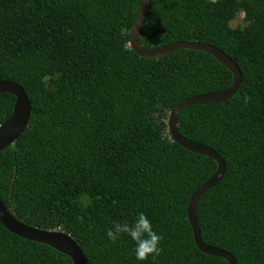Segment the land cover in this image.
Listing matches in <instances>:
<instances>
[{
    "label": "trees",
    "instance_id": "16d2710c",
    "mask_svg": "<svg viewBox=\"0 0 264 264\" xmlns=\"http://www.w3.org/2000/svg\"><path fill=\"white\" fill-rule=\"evenodd\" d=\"M141 0H0V79L22 86L28 123L0 150V198L19 221L62 230L86 264H227L194 243L186 207L217 168L170 136L171 109L224 89L232 73L211 54L179 48L138 56L129 30ZM243 13L244 25L230 21ZM220 48L241 82L229 98L190 104L177 131L220 154L225 170L195 204L201 240L236 264H264V0H150L139 42ZM15 96L0 92V124ZM144 212L163 239L137 261L114 221ZM0 264H73L0 222Z\"/></svg>",
    "mask_w": 264,
    "mask_h": 264
},
{
    "label": "water",
    "instance_id": "95a60500",
    "mask_svg": "<svg viewBox=\"0 0 264 264\" xmlns=\"http://www.w3.org/2000/svg\"><path fill=\"white\" fill-rule=\"evenodd\" d=\"M150 0H141L138 11L131 23L129 30V44L133 51L140 57L156 58L168 54L179 48H189L205 51L211 54L232 73L231 84L221 90L206 92L190 96L180 101L168 115L167 125L171 138L185 149L212 157L217 164L214 173L207 178L189 197L186 213L192 229L195 245L201 251L224 258L227 264H236L231 253L213 245L204 243L200 238L198 223L195 217V204L198 198L210 187L214 186L223 176L225 163L218 152L211 147L181 135L177 129V116L180 111L190 104H207L223 101L232 96L241 82V72L234 60L220 48L200 42L178 40L162 46L146 48L139 42V32L149 8ZM0 92H8L15 96L13 108L7 118L0 124V150L11 144L24 130L30 115V102L26 92L15 81L0 79ZM0 222L10 232L23 238L44 243L68 255L73 264H86L84 254L78 243L62 230L41 229L17 220L5 207L0 198Z\"/></svg>",
    "mask_w": 264,
    "mask_h": 264
},
{
    "label": "clouds",
    "instance_id": "9594fccd",
    "mask_svg": "<svg viewBox=\"0 0 264 264\" xmlns=\"http://www.w3.org/2000/svg\"><path fill=\"white\" fill-rule=\"evenodd\" d=\"M121 236H127L130 239L137 261L142 262L150 257L155 259L162 251L163 237L154 229L151 219L144 212H138L131 221H114L106 231V237L110 243L117 242Z\"/></svg>",
    "mask_w": 264,
    "mask_h": 264
},
{
    "label": "rangeland",
    "instance_id": "374dc122",
    "mask_svg": "<svg viewBox=\"0 0 264 264\" xmlns=\"http://www.w3.org/2000/svg\"><path fill=\"white\" fill-rule=\"evenodd\" d=\"M230 24L232 26H242L245 24V22L243 21V13L242 12H238L235 17L230 21Z\"/></svg>",
    "mask_w": 264,
    "mask_h": 264
}]
</instances>
